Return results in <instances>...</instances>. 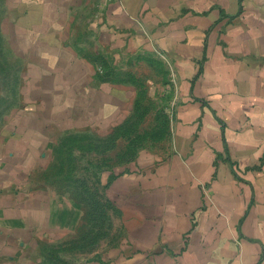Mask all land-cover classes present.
<instances>
[{"label":"crops","instance_id":"0c3cea01","mask_svg":"<svg viewBox=\"0 0 264 264\" xmlns=\"http://www.w3.org/2000/svg\"><path fill=\"white\" fill-rule=\"evenodd\" d=\"M1 14L27 73L0 85V264H264V0H0ZM86 39L168 64L172 138L103 176L123 234L66 261L51 249L85 213L46 175L54 135L129 107L82 56Z\"/></svg>","mask_w":264,"mask_h":264},{"label":"rangeland","instance_id":"374dc122","mask_svg":"<svg viewBox=\"0 0 264 264\" xmlns=\"http://www.w3.org/2000/svg\"><path fill=\"white\" fill-rule=\"evenodd\" d=\"M86 41L90 44L89 39ZM7 42V38L0 37V85L4 92L10 93L18 80L25 83L27 71L21 69L24 64L20 58L16 63L13 55L6 51ZM89 46L82 56L96 64V72L103 83H113L115 89L129 95V107L125 108L124 116L120 113L114 116L112 125H89L88 119H82L81 133L54 135L58 141L55 150L48 151L44 162L48 160L46 166L50 163L46 175L52 186L64 191L85 213L76 235L51 249L58 257L65 256L66 261H73L72 257L84 261L98 255L123 234L118 216L104 201L103 176L128 166L143 148L168 147L172 138V83L168 64L153 54L115 58ZM66 56L78 55L70 50ZM54 57L57 55L50 54V62ZM174 89L173 85V94Z\"/></svg>","mask_w":264,"mask_h":264}]
</instances>
